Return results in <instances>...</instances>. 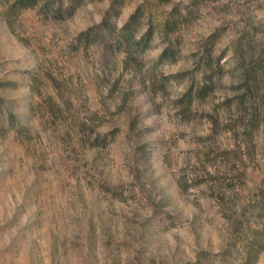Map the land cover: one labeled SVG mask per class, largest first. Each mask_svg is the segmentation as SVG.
<instances>
[{
	"label": "rangeland",
	"instance_id": "rangeland-1",
	"mask_svg": "<svg viewBox=\"0 0 264 264\" xmlns=\"http://www.w3.org/2000/svg\"><path fill=\"white\" fill-rule=\"evenodd\" d=\"M0 264H264V0H0Z\"/></svg>",
	"mask_w": 264,
	"mask_h": 264
}]
</instances>
